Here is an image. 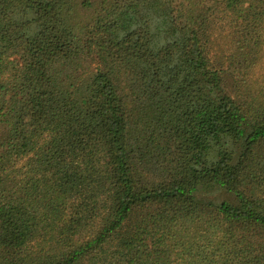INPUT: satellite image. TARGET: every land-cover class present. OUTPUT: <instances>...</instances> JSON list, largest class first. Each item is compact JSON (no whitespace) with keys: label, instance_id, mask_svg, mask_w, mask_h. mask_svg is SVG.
<instances>
[{"label":"trees","instance_id":"16d2710c","mask_svg":"<svg viewBox=\"0 0 264 264\" xmlns=\"http://www.w3.org/2000/svg\"><path fill=\"white\" fill-rule=\"evenodd\" d=\"M0 264H264V0H0Z\"/></svg>","mask_w":264,"mask_h":264}]
</instances>
